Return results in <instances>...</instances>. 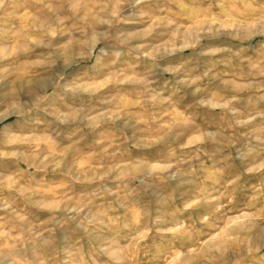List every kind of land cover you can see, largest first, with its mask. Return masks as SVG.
<instances>
[{"label":"rangeland","instance_id":"374dc122","mask_svg":"<svg viewBox=\"0 0 264 264\" xmlns=\"http://www.w3.org/2000/svg\"><path fill=\"white\" fill-rule=\"evenodd\" d=\"M0 264H264V0H0Z\"/></svg>","mask_w":264,"mask_h":264}]
</instances>
